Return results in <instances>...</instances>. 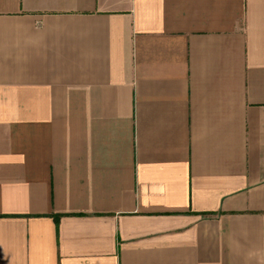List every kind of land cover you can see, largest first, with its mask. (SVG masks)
<instances>
[{
  "label": "crops",
  "instance_id": "obj_1",
  "mask_svg": "<svg viewBox=\"0 0 264 264\" xmlns=\"http://www.w3.org/2000/svg\"><path fill=\"white\" fill-rule=\"evenodd\" d=\"M0 264H264V0H0Z\"/></svg>",
  "mask_w": 264,
  "mask_h": 264
},
{
  "label": "trees",
  "instance_id": "obj_2",
  "mask_svg": "<svg viewBox=\"0 0 264 264\" xmlns=\"http://www.w3.org/2000/svg\"><path fill=\"white\" fill-rule=\"evenodd\" d=\"M52 217H53V219H54L55 223L57 224V223H58V219H59L60 215H53Z\"/></svg>",
  "mask_w": 264,
  "mask_h": 264
}]
</instances>
